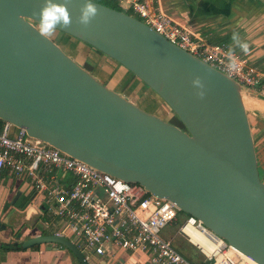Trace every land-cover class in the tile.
<instances>
[{
    "label": "water",
    "instance_id": "1",
    "mask_svg": "<svg viewBox=\"0 0 264 264\" xmlns=\"http://www.w3.org/2000/svg\"><path fill=\"white\" fill-rule=\"evenodd\" d=\"M264 4V0H255ZM60 3L62 0H54ZM99 14L57 30L119 64L157 95L183 128L106 87L53 38L38 34L43 0H0V120L61 153L174 203L256 264H264V182L244 93L262 98L171 44L139 19L93 1ZM199 76L205 96L191 81ZM66 238L40 236L4 249Z\"/></svg>",
    "mask_w": 264,
    "mask_h": 264
},
{
    "label": "built area",
    "instance_id": "2",
    "mask_svg": "<svg viewBox=\"0 0 264 264\" xmlns=\"http://www.w3.org/2000/svg\"><path fill=\"white\" fill-rule=\"evenodd\" d=\"M112 1L171 44L264 97V74L246 57L233 52L238 63L234 70L229 69L228 46L212 43L178 24L155 0ZM4 172L30 180L35 194L48 204V211L63 221L53 236L74 243L87 262L91 253L102 255L104 246L111 245L130 252H149L150 264H200L186 258L162 236V231L177 220L179 210L174 203L148 194L138 184L123 181L126 189L116 192L115 184L121 180L0 120V177ZM178 232L203 256L205 264H252L229 255L230 246L194 217L188 215Z\"/></svg>",
    "mask_w": 264,
    "mask_h": 264
},
{
    "label": "crops",
    "instance_id": "3",
    "mask_svg": "<svg viewBox=\"0 0 264 264\" xmlns=\"http://www.w3.org/2000/svg\"><path fill=\"white\" fill-rule=\"evenodd\" d=\"M155 1L172 20L208 38L212 43L228 46L236 54L246 57L264 74V4L255 0ZM233 34H237L241 41L247 43L246 52L233 42ZM79 51L78 59L83 61L86 55ZM88 72L97 75L99 79L96 78L104 83L105 76L102 78L99 75L101 70L95 68L94 73ZM112 83L117 88L118 82ZM116 92L121 94L118 88ZM248 100L245 108L254 139L260 177L264 182V99L249 97ZM67 180L68 177L64 176L63 181ZM176 222L169 226L175 225ZM62 226L63 221L54 217L48 211V204L35 194L30 180L23 177L15 178L4 172L0 177V243L13 244L40 236H50ZM163 238L170 241L189 260L205 264L200 253L201 258L197 259L188 251L189 243L183 242L182 239L185 237L178 229L176 235ZM72 244L76 247L74 243ZM90 256L89 264H150L149 252H130L111 245L104 246L102 255L91 253ZM0 264H80V262L68 247L55 243H41L26 249L0 247Z\"/></svg>",
    "mask_w": 264,
    "mask_h": 264
},
{
    "label": "rangeland",
    "instance_id": "4",
    "mask_svg": "<svg viewBox=\"0 0 264 264\" xmlns=\"http://www.w3.org/2000/svg\"><path fill=\"white\" fill-rule=\"evenodd\" d=\"M103 1V0H102ZM110 5L120 8L119 4L115 1L111 0H104ZM130 15L134 16L138 19L136 15L130 13ZM54 38L53 40L74 60L79 62L81 66H83L87 71L95 72V68L101 70L100 74L101 77L105 76L104 85L114 91L119 89L121 95H123L126 99L132 101L135 105L139 106L140 108L144 109L145 111L160 117L161 119L165 120L166 122L173 124L179 128H183L182 123L179 119L172 113L169 107L157 96L155 95L147 86H145L142 82L136 79L133 75L129 74L126 69L121 67L119 64L115 63L111 59H109L104 54H101L94 48L90 47L89 45L80 42L77 39H74L66 34H63L59 31H56L55 34L51 37ZM86 46V47H85ZM85 47L86 50H90V53L85 54V59L82 61L78 59L77 54ZM81 48V49H80ZM86 53V52H85ZM79 61H78V60ZM93 75V74H92ZM94 77H99L97 75H93ZM117 83V88L115 87L114 83ZM249 95L244 93V103L247 105L249 102ZM29 181V179L25 178ZM187 215L177 211V222L173 226H168L163 234L164 236H174L177 233L178 226H180L186 219ZM162 234V236H163ZM163 236V237H164ZM185 244L186 239H182ZM188 245V251L195 255L194 258H201L199 252ZM196 261V260H193Z\"/></svg>",
    "mask_w": 264,
    "mask_h": 264
},
{
    "label": "clouds",
    "instance_id": "5",
    "mask_svg": "<svg viewBox=\"0 0 264 264\" xmlns=\"http://www.w3.org/2000/svg\"><path fill=\"white\" fill-rule=\"evenodd\" d=\"M71 2L72 0H62L60 3L54 2V0H43L39 12L33 13L34 16H39L38 34L41 37H52L57 30V26L61 28H69L72 26L73 20L68 10ZM98 14L99 10L93 0H83V4L79 9V16L76 18V23L82 28H87ZM232 40L242 51H247V43L241 41L237 34H233ZM226 55L228 59V68L234 70L238 63L237 57L231 49H229ZM191 84L197 89L196 96L203 99L205 96V86L202 79L197 76L192 79ZM125 189L126 185L122 181L115 184L116 192H120Z\"/></svg>",
    "mask_w": 264,
    "mask_h": 264
},
{
    "label": "bare ground",
    "instance_id": "6",
    "mask_svg": "<svg viewBox=\"0 0 264 264\" xmlns=\"http://www.w3.org/2000/svg\"><path fill=\"white\" fill-rule=\"evenodd\" d=\"M228 254H229V255H235V256H237V257L244 258L245 260H248V261L251 262L252 264H256L254 261H252L251 259L247 258L246 256H244V255L241 254L240 252L236 251V250L233 249L232 247H230V249L228 250Z\"/></svg>",
    "mask_w": 264,
    "mask_h": 264
},
{
    "label": "trees",
    "instance_id": "7",
    "mask_svg": "<svg viewBox=\"0 0 264 264\" xmlns=\"http://www.w3.org/2000/svg\"><path fill=\"white\" fill-rule=\"evenodd\" d=\"M93 1H95V2H98V3H100V4H103V5H106V6H108V7H111V8H113V9H116V10H121L120 8H116V7H114V6H112V5H110L109 3H107L106 1H102V0H93ZM112 1V0H111ZM127 14H129L130 15V13L128 12ZM86 47V46H85ZM85 47H83V50H85V52H83V54L85 53V54H87V53H90V50L88 49V50H86L85 49ZM81 49V48H80ZM84 54V55H85ZM129 73V72H128ZM129 74H131V73H129ZM132 75V74H131ZM173 113V112H172ZM262 180V179H261ZM188 216V215H187Z\"/></svg>",
    "mask_w": 264,
    "mask_h": 264
},
{
    "label": "flooded vegetation",
    "instance_id": "8",
    "mask_svg": "<svg viewBox=\"0 0 264 264\" xmlns=\"http://www.w3.org/2000/svg\"><path fill=\"white\" fill-rule=\"evenodd\" d=\"M55 40V39H54Z\"/></svg>",
    "mask_w": 264,
    "mask_h": 264
}]
</instances>
